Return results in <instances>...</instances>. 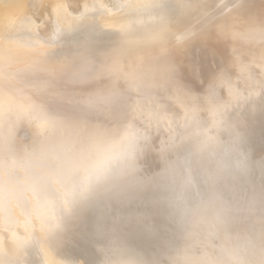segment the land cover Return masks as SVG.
<instances>
[{
  "label": "bare ground",
  "instance_id": "obj_1",
  "mask_svg": "<svg viewBox=\"0 0 264 264\" xmlns=\"http://www.w3.org/2000/svg\"><path fill=\"white\" fill-rule=\"evenodd\" d=\"M91 1L0 0V38L33 8L71 31ZM232 1L124 0L204 30L218 57L191 69L173 46L1 40L0 264H264V90L240 93L264 74V0Z\"/></svg>",
  "mask_w": 264,
  "mask_h": 264
},
{
  "label": "rangeland",
  "instance_id": "obj_2",
  "mask_svg": "<svg viewBox=\"0 0 264 264\" xmlns=\"http://www.w3.org/2000/svg\"><path fill=\"white\" fill-rule=\"evenodd\" d=\"M245 1L247 0H233L232 3L238 6V5H242L241 2H245ZM104 2H106L105 8L103 7ZM90 4L91 7L87 11L89 14L88 16L86 14V11H83L82 4H80V6H77V8L72 4H70L69 6H73V7L68 6V9H71L69 10L70 14L73 15L75 14V16L81 17L79 21L82 23L81 24L79 22L80 24L79 27L76 26L71 31H66L63 28H60L59 22H57L58 20H56V18L54 20L53 18L54 16H52L51 13L47 14L48 11H46L45 9H43L42 11L33 8L35 10L33 9L29 10V15L24 19L27 23L23 22L22 25H20L22 29L20 28L15 29L14 30L15 33L13 34H17V32H19L20 30L22 31H20V33H18L17 35L11 37L0 38V43L1 40L9 39V38H13V39L30 38L33 40H41L44 43L49 44L50 47H56L58 45L67 46L71 43H74L69 51L73 54L79 55L83 53L84 47L88 44V42H90V40L97 39L98 41L104 42L105 49L109 51L108 53L103 54L104 60L111 59V57L113 56L112 52L117 49L122 50L134 46V48H136L137 51L134 55H132L133 59L134 57L136 59H139L142 56H145L144 51L149 49L150 47L164 49L173 46V48L179 49V50H175L176 59L178 58L179 59V60L177 59L178 61L182 60L184 66L187 67L188 69H191L193 67V64H198V63L201 65L204 63L211 64L212 61L217 59L218 57L213 52L212 45L214 44V41L209 37L208 38L205 37L204 30H197L195 22L190 19L187 18H185L184 20L178 19V14H177L178 6L176 4H168L166 6H160V7H155V6L152 7L150 5L149 6L145 5L143 7H137V8H130L127 5V2H124V0L121 1L103 0V2L101 0L99 4L96 1H91ZM99 5L100 8H96L99 7ZM74 7L75 9H73ZM78 7L80 8V10L82 9L81 12H83V17L81 12H79L80 10L75 11L79 9ZM96 9H99V11ZM32 10L33 12L35 11L34 14ZM105 11H109L107 13H109L110 15L125 14L126 18L128 19L124 23L113 25L108 21H106L105 19L100 18V14ZM96 12L97 15L99 16H96ZM79 14L81 15L78 16ZM84 20L87 23L84 22ZM26 24H28L27 27H25ZM57 25L59 26L57 27V30H59V34L57 33L47 34L48 30L56 29L55 27ZM30 26L33 28H30ZM46 28L48 29L47 31H45ZM29 30H33V31H29ZM111 33H115L117 34V36L134 35V37H139V38L136 39L134 43L130 44L122 39L121 40L113 39ZM147 34H153L161 37L145 36ZM4 47L8 48L10 46L5 45ZM229 54L230 53H228L227 50H224L222 57L228 59L230 57ZM179 56H181L180 57L181 59L179 58ZM250 73H252V75L254 76V80L252 82L254 84L252 87H249L250 88L248 90L249 92L244 90L243 92H240L242 94L243 93L252 94L258 91V89H260V91L262 89L264 90L263 70L255 69L252 70ZM241 87H243V85H241Z\"/></svg>",
  "mask_w": 264,
  "mask_h": 264
}]
</instances>
